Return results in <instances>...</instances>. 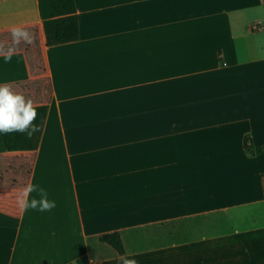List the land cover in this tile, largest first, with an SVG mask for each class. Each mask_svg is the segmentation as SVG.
Listing matches in <instances>:
<instances>
[{
  "label": "crops",
  "instance_id": "0c3cea01",
  "mask_svg": "<svg viewBox=\"0 0 264 264\" xmlns=\"http://www.w3.org/2000/svg\"><path fill=\"white\" fill-rule=\"evenodd\" d=\"M74 1L48 45V0H0V43L34 36L0 85L45 106L34 148L0 134V264H264V0Z\"/></svg>",
  "mask_w": 264,
  "mask_h": 264
},
{
  "label": "clouds",
  "instance_id": "9594fccd",
  "mask_svg": "<svg viewBox=\"0 0 264 264\" xmlns=\"http://www.w3.org/2000/svg\"><path fill=\"white\" fill-rule=\"evenodd\" d=\"M9 32L11 43L7 47L0 43V54L4 56L6 63L11 62L21 43L30 45L34 42L33 34L23 26L12 25ZM37 116V107L32 99L14 91L8 84L0 85V134L27 133L30 138L33 134L41 132V125L34 123ZM16 205L21 212L29 209L45 212L55 208L56 202L49 199L48 191L39 184L27 183L17 191ZM118 259L119 264H138L135 259L128 258L127 254Z\"/></svg>",
  "mask_w": 264,
  "mask_h": 264
},
{
  "label": "trees",
  "instance_id": "16d2710c",
  "mask_svg": "<svg viewBox=\"0 0 264 264\" xmlns=\"http://www.w3.org/2000/svg\"><path fill=\"white\" fill-rule=\"evenodd\" d=\"M50 15L42 21L46 44H55L66 41L75 40L78 38V21L74 0H48ZM45 106L37 107L38 124L41 125L44 116ZM37 119L34 123L37 124ZM5 147L9 150L34 148L38 137V132L35 133L33 142H25L27 133H12L9 135L1 134ZM24 140V141H23ZM248 137L244 136V147L249 154H253L259 148L253 149L247 143ZM100 241L106 242L114 248L117 253L123 252V245L120 235L117 230L102 232L98 234ZM99 264V263H93Z\"/></svg>",
  "mask_w": 264,
  "mask_h": 264
},
{
  "label": "rangeland",
  "instance_id": "374dc122",
  "mask_svg": "<svg viewBox=\"0 0 264 264\" xmlns=\"http://www.w3.org/2000/svg\"><path fill=\"white\" fill-rule=\"evenodd\" d=\"M264 13V12H263ZM262 24L264 25V14H263V20H262Z\"/></svg>",
  "mask_w": 264,
  "mask_h": 264
}]
</instances>
